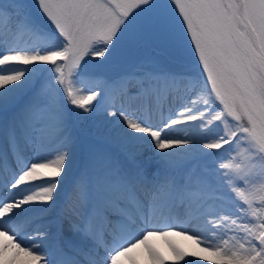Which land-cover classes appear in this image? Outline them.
Segmentation results:
<instances>
[{"label":"snow or ice","instance_id":"1","mask_svg":"<svg viewBox=\"0 0 264 264\" xmlns=\"http://www.w3.org/2000/svg\"><path fill=\"white\" fill-rule=\"evenodd\" d=\"M35 3L49 24L47 30L19 0H0V32L7 20L11 32L29 31L39 42L31 49L0 51V72L3 66L13 63L24 66L0 74V114L8 117L0 121V138L7 145L6 149L0 147L3 264H19L21 253L30 258L26 264H142V260L146 264H166L165 257L149 243V238L167 237L171 229L142 230L135 240L109 247V243L119 244L124 228L134 223L125 220L119 209L125 201H134L147 223L149 212H171L190 203L200 188L211 182L210 176H201L193 183L191 178L177 179L159 165L149 167L122 160L116 154L92 151L73 188V194L80 188L85 194L78 203L72 202L70 194L63 213L67 231L63 221L51 223L47 231H38L29 238L31 244H24L18 230L24 222L22 214L30 210L29 206H39L36 210L47 212L56 205L63 178L69 175L77 151L83 156L81 131L72 121L68 105L82 110L77 114L81 120L90 119L84 114L93 113L96 107L93 102L101 97L100 91L78 96L71 87L65 88L64 68L59 62L77 70L72 74L77 83L85 76L82 64L89 63L94 69L92 78L108 83L103 76L107 66L129 57L139 58L138 74H131L137 79V90L126 94L150 99L166 93L186 75L182 68L189 56L203 79L208 95L205 104L217 112L210 116L211 120L218 122L231 117L235 121L234 127L213 142L205 143L203 148L220 150L235 141L248 153L242 159L237 157L236 162L220 163L217 170L220 179L243 202L237 215L242 212L244 217L251 218L240 224L231 221L243 233V242L237 240L229 246V241L224 240L223 246H209L202 251L210 254L212 264H264V0H35ZM2 40L0 36V43ZM45 71L57 74L55 84L33 89V77ZM48 88L56 94L46 95ZM108 114L123 118L130 130L124 135L129 139L149 138L160 161L171 155L169 149L190 143L163 134L171 126L183 123L181 120L171 119L164 121L162 128H153L143 119L137 122L130 118L125 111ZM204 116V112L199 117L188 114L186 120L197 121ZM44 149H50L49 155L54 153V158L40 162L45 159L41 155ZM10 167L12 171L6 176ZM227 219L222 217L217 227ZM44 242H49L50 249L40 252ZM13 245L14 251L10 252ZM169 247L175 261H185V252L172 244ZM200 258L207 260L209 256Z\"/></svg>","mask_w":264,"mask_h":264},{"label":"bare ground","instance_id":"2","mask_svg":"<svg viewBox=\"0 0 264 264\" xmlns=\"http://www.w3.org/2000/svg\"><path fill=\"white\" fill-rule=\"evenodd\" d=\"M5 24L7 25L6 20L3 27ZM10 32V30L7 31V33ZM12 34L22 36L25 39L24 41L21 40L14 43L15 39L8 36L6 34V30L3 28V33H0V36L3 38L2 43H0V51H7L9 48L19 50L31 49L33 47H37L39 43L29 31L15 33L12 32ZM26 39H28L29 42L25 41ZM3 68L4 70L3 72H0V74H9L11 67L3 66ZM131 71L129 72L128 70V72L125 71L120 73L121 75L116 76L117 79H113V81H116V83H113V81H108V83H105L103 81L102 86L106 90H104L103 97H100L98 101L93 102L94 104L96 103L95 111L101 112L102 110H106L108 113L113 111H116L117 113L119 111H125L130 116V118L137 120V122H139L140 119H143L147 121L148 124L153 128H162L163 122H170L171 119L183 121V123L171 126L169 129H166L163 134L169 139H187L190 141V143L186 145H180L176 146L174 149H169L168 151L171 153V155L167 157L168 163L176 161L175 163H179L178 165H180L175 166V164H167L175 167V169H180V173L176 178L182 180L189 179L187 174L188 170L185 168V164H191L195 162L198 163V160L196 159L205 157L215 151L203 148L205 143L213 142L215 140L212 133L207 131L206 128L200 124L204 122V118L210 117L214 112L212 109H209L208 105L205 104V100L202 99L203 94L205 93L204 83L197 82L195 78L191 76L188 77L186 74L166 93L160 96H153L149 99L143 95L133 96L126 94L135 92L138 87L136 77L134 75H128L133 72L136 73L133 70ZM122 75L128 76L124 80H119V76L123 77ZM188 78H192V81H189ZM80 83L82 84L83 82ZM39 88V85L34 87V89ZM81 95H86V93L82 92ZM215 107L216 105L212 106L213 109H215ZM189 109L191 110L190 112L188 111ZM201 112H204L206 116H204L203 119H198L197 121L186 120V116L188 114L197 115L199 117ZM92 122L95 125H98V128L99 125H106V129L109 128L114 131L113 136L118 138L117 141L111 142L110 140L106 139L101 140L107 147H109V144H111L119 147L120 149H129L131 151L130 158L132 157V159L128 161L132 163H144L149 167H152L153 163L160 161L157 153L153 151L149 138L145 137L141 140H132L124 135L126 131L130 132V130H127L126 123H124L122 117H113L109 115L108 119L102 118L101 120H95ZM132 135L143 136V134ZM87 139L89 141H94L90 138ZM0 147H4L5 149L7 147L3 138H0ZM130 147H132L133 150L130 149ZM50 151V149H44L41 152V155L44 156L45 159L41 160L40 162H46L48 159L54 158V153L49 155ZM121 152L117 151L118 155ZM80 156L82 155L78 150L73 165L70 168L69 175L77 169V164L80 163ZM83 156L87 157V154L83 153ZM180 156L185 157L181 159L179 158ZM28 158L31 159V153L28 154ZM12 167H15V163L12 164ZM10 168L5 171L6 176L12 171ZM216 169V166L206 167L204 169V173H207H203V175L208 176L211 175V173H217L215 172L217 171ZM192 174H194V172H192ZM69 175L64 177L62 182L68 181ZM79 176L80 175L77 174L76 179H78ZM190 178L193 180L194 176H191ZM76 182L75 184L70 185L69 189H67L68 187L66 185H63L59 189L61 195L63 192L68 190L66 192L64 202L61 205L58 203L59 197L56 205L47 212L36 210L39 206H29V208H35H32L28 212L22 214L24 217V222L21 224L18 230V235L24 244H31L32 241L29 238L34 236L38 231H47L49 224L63 221V213L68 206V198L72 193L71 191L76 185ZM193 183H195L194 180ZM74 195L76 196H73L72 202L78 203L79 199L81 198L80 190H78ZM217 196V194L211 193L207 191V189H200L192 198L190 203H185L182 207H177L171 212H149L147 223L144 222V219L141 215L142 209L140 206L134 201H125L119 211L122 212L123 218L125 220H132L134 223L131 227L124 228V236L119 244L113 245L109 243V247H118L120 244L128 242L129 239L135 240L139 237L142 230L159 232L169 231V229H171V232L167 237L153 235L149 238V243L153 244L165 257L166 264H185V261H195V264H212L213 258L209 253L203 252L202 249L209 246H223V243L217 239L215 233L219 231L220 227L223 228L225 226L226 222L230 220V213H233V207L230 202L226 201L225 203H222L221 201L217 200ZM4 198H6V193ZM131 211H134L135 215H132ZM138 217L139 219H137ZM222 217H228V219L222 226L217 227V225L221 224ZM63 228L65 231H67L66 221H63ZM224 228L227 230L226 226ZM226 232L227 231H225L223 235L226 234ZM238 233H241L240 230H238ZM4 240L5 237L0 235V251L3 250ZM198 240L202 242L197 243ZM48 244L49 242H44L39 251H47L46 246ZM169 244L178 247L180 250L186 253L185 261H175L173 259L174 254L172 253ZM14 247L15 246L13 245L9 251H14ZM142 247L143 246H141V249ZM137 251L140 250L138 249ZM193 252L197 253V255L192 256L191 253ZM203 256H209V259H201L200 257ZM29 259L30 258L25 257L24 254L21 253L20 257L18 258L19 264H26ZM0 264H3L2 259H0ZM142 264H146V261L142 260Z\"/></svg>","mask_w":264,"mask_h":264},{"label":"rangeland","instance_id":"3","mask_svg":"<svg viewBox=\"0 0 264 264\" xmlns=\"http://www.w3.org/2000/svg\"><path fill=\"white\" fill-rule=\"evenodd\" d=\"M21 6L24 7V9L28 12L31 13V15L34 17V19L41 25L43 26V28L45 30L48 29L49 24L46 22V18L43 17V14L39 11L37 4L35 3V0H19ZM178 11V10H177ZM7 21V20H6ZM6 30V34L10 37H12L15 42L18 41H24V37L22 36H16L13 35L12 32L7 33L9 29L8 27V22L7 25L5 24V26L3 27ZM0 33H3L0 32ZM25 41L29 42L28 39H26ZM86 60H88L89 58H85ZM141 61L139 58L136 57H129L127 59L121 60L115 64L109 65L107 66V68L105 69L103 76L107 79V81H113V79L115 80V78L117 79L116 76L121 75L120 73H123L125 71L129 72L131 70L135 71L138 74V66L140 65ZM60 66H62L64 68V74H65V85L64 87H71L73 89V91L79 96L81 95L82 92L88 94L91 91H100L101 92V97H103L104 95V90H106L102 85H103V81L104 80H100V79H95L92 78V74L94 72V69L92 68L91 64H87L84 65L82 64V67L84 69L85 72V76L82 78L81 83H77L74 79L72 74H74L77 70L72 68L69 64H66L65 62H59ZM8 67H11L10 70L12 69H20V68H24V66L22 64L19 63H13L10 65H7ZM31 67V66H30ZM43 67L48 68L50 67L49 65H44ZM9 70V72H10ZM182 70L187 74L188 77H193L195 78V80L197 82H203V79L199 77L198 75V69H197V65L196 63L192 60V58L189 56L188 60L184 63ZM132 72V71H131ZM134 73V72H133ZM131 73V74H133ZM128 74V75H131ZM56 73L51 72V71H46L43 73H39L36 74L33 77V89L35 86H40V88L42 87H47V85L49 84H55V77H56ZM127 75V76H128ZM123 76V75H122ZM127 76H123V77H127ZM121 76H119L120 78ZM189 81H192V78H188ZM39 88V89H40ZM208 88L210 89V84L208 85ZM55 90L48 88L47 89V93L46 95H55ZM205 101L208 99V95L205 92L203 94V98ZM218 103V102H217ZM96 106V103L94 104ZM68 107L70 109H72L70 115H71V119L72 121L76 124L77 128L81 131V136H82V142H83V146H84V152L88 155L89 152L92 151H104V152H108V153H112V154H116L118 155L117 151H122L118 156H121L120 158L122 160H130L132 159V157L130 158V150L129 149H123V148H119L117 146L111 145L107 147L104 145L103 141L101 139H106V140H110L111 142H115L118 140V138L114 137V131L111 129H106V125H95L92 121L95 120H101L102 118H109V114L108 111L106 110H102L101 112H96L94 111L93 113H87L84 114L86 116H89L90 119H85V120H81L80 116L77 115L78 113H81L82 110L80 109H76L74 108V106L68 105ZM216 108V107H215ZM218 110H222L218 109ZM217 110V111H218ZM217 114L216 111H214L212 113V115ZM206 117V116H205ZM8 117L4 114H0V121L2 120H7ZM204 128H206L207 131H210L212 133V135L214 136L215 139H217L219 136L224 135L229 129H231L232 127L235 126V121L231 118V117H225V119L221 120V121H212L210 117H206L204 118V122L200 123ZM90 138L94 141L90 140V144H86L88 139ZM86 139V140H85ZM99 143H97V142ZM89 142V141H88ZM88 145V146H87ZM130 149L133 150L132 147H130ZM247 151L245 149L244 146H241L239 144H237V142H233L232 145H225L223 149H221L217 154L213 155L212 157L210 156L209 158H207L209 160H205V162L203 161L204 157H198V163H187L185 164V168L188 170L187 174L188 177L190 178L191 176H194V182L196 183L199 179V177H201L203 175L204 172L199 171L200 168L205 169L206 167H211V166H216V170L219 169V164L220 163H229V162H236V158L239 157L240 159L243 158V155H247ZM187 156V155H186ZM84 157V156H83ZM79 157L80 163L77 164V169L69 175V180L66 182H62L63 185H66L69 189V186L72 184V177L74 176V174H79L81 175V172L83 171V164L84 161L86 160L87 157ZM128 157V158H127ZM185 156H180L179 158H183ZM203 158V159H202ZM176 161H173L172 163H168L167 159L164 161H159V162H155L153 163L152 167H156L157 165H159L162 169H165L167 172H169L172 175H175V177H177V175H179L180 173V169L178 170V168L175 169V167H172L170 165L167 164H175V166H177L179 163H175ZM180 166V165H178ZM215 171V170H214ZM213 171V172H214ZM192 172H194V174H192ZM217 172V171H215ZM220 172L222 173L223 170H220ZM207 173V172H206ZM204 173V174H206ZM203 176H207V175H203ZM211 178V182L210 183H205L200 189H207V191L217 194V200L221 201L222 203H225L226 201H229L230 204L232 205V211L233 213H230V220H228V222H226L225 226L227 227L225 230V226L222 228L220 227L219 231L215 233L217 239L223 243L224 240H228L229 241V246H231L233 243H235L237 240H239L240 242H243V233L241 232L240 234L238 233L239 228H236L237 225H233L231 223L232 220H237V224H240L241 221L243 220V222H247V220L251 219L250 217H244L243 213H239V215H237L238 210H239V205L242 204L243 202L239 200L238 197H236L235 192L233 191L232 187L229 186L227 184L226 181H223L220 179V177L217 175V173H211V175H208ZM74 188V187H73ZM81 192V198L83 197V195L85 194V190L83 188L79 189ZM68 191V190H67ZM66 191V192H67ZM66 192H63V194L60 196L59 201L61 202L64 197L66 196ZM73 194V190L71 191ZM83 193V195H82ZM73 196L75 197L76 195L73 194ZM60 202H58L60 204ZM244 209L247 210V205H244ZM226 232V234L223 235V233ZM22 233V231H21ZM48 246V245H47Z\"/></svg>","mask_w":264,"mask_h":264}]
</instances>
